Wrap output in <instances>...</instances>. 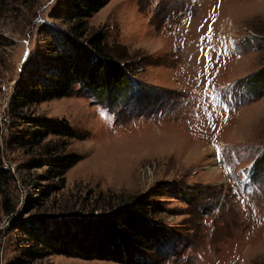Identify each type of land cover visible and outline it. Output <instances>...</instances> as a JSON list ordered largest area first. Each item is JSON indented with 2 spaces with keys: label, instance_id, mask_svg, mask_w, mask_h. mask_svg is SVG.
<instances>
[{
  "label": "rangeland",
  "instance_id": "1",
  "mask_svg": "<svg viewBox=\"0 0 264 264\" xmlns=\"http://www.w3.org/2000/svg\"><path fill=\"white\" fill-rule=\"evenodd\" d=\"M64 4L8 0L0 12V163L10 173L0 188L13 209L0 212V264L23 247L14 218L96 213L136 194L161 203L154 221L166 233L132 264H264V169L254 170L264 0H108L88 18L126 48L132 71L121 88H75L20 113L62 118L76 133L67 147L79 159L58 188L36 163L46 156L18 146L30 126L8 102L25 66L47 54ZM26 264L124 263L49 254Z\"/></svg>",
  "mask_w": 264,
  "mask_h": 264
},
{
  "label": "trees",
  "instance_id": "2",
  "mask_svg": "<svg viewBox=\"0 0 264 264\" xmlns=\"http://www.w3.org/2000/svg\"><path fill=\"white\" fill-rule=\"evenodd\" d=\"M5 1L8 0H0V12ZM64 1L62 12L52 15L59 23L50 28L47 54L25 66L8 102L10 114L19 118L21 124L30 126L29 130L17 132L18 146L37 148L46 156L36 163L47 167L58 188L64 183L67 169L79 159L67 147L68 139L76 133L62 118L20 113L39 102L71 95L75 88L88 92L121 88L132 71L131 55L122 44L108 43L103 27L88 29V18L108 0ZM255 168L264 169V151L254 160ZM8 177L9 171L0 163V180ZM2 193L0 188V212L11 213L13 209ZM162 211L159 201L136 194L96 213H62L63 217L58 218L18 216L10 221L9 229L18 231L24 243L19 256L10 264H26L49 254L124 264L144 262L142 256L151 251V235L166 233V228L154 221Z\"/></svg>",
  "mask_w": 264,
  "mask_h": 264
}]
</instances>
